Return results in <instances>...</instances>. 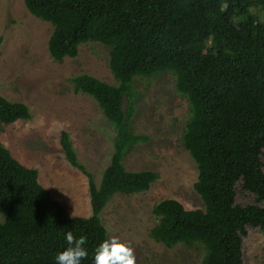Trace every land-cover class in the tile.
<instances>
[{"label":"trees","instance_id":"obj_1","mask_svg":"<svg viewBox=\"0 0 264 264\" xmlns=\"http://www.w3.org/2000/svg\"><path fill=\"white\" fill-rule=\"evenodd\" d=\"M49 22L54 60L77 55L84 43L108 48L116 84L90 74L70 78L73 91L91 96L114 134L108 164L96 183L79 161L70 134H59L65 160L87 178L91 213L69 215L38 181V170L13 157L0 141V264H55L68 247L65 233L85 236L88 257L107 240L100 213L116 193L149 189L155 170H127L124 157L148 140L131 128L133 82L161 72L174 76L188 103L181 142L196 163L193 183L203 208L186 209L174 198L155 202L150 237L167 247L200 246L201 264H244L246 226L264 229V0H23ZM0 37V42H1ZM25 103L0 95L2 124L30 119ZM254 203L235 202V186Z\"/></svg>","mask_w":264,"mask_h":264},{"label":"rangeland","instance_id":"obj_2","mask_svg":"<svg viewBox=\"0 0 264 264\" xmlns=\"http://www.w3.org/2000/svg\"><path fill=\"white\" fill-rule=\"evenodd\" d=\"M52 29L23 0H0V95L25 103L31 115L2 124L0 141L22 164L38 170L39 183L69 215L86 217L91 213L87 178L65 160L59 134L69 132L79 161L98 183L110 159L114 131L91 96L73 91L70 78L87 73L109 84L116 80L108 66V48L100 43H84L76 56L52 59L47 49ZM174 81L170 72L134 79L131 128L148 140L129 150L123 163L127 170H155L159 177L146 191L114 194L100 213L107 239L129 242L136 264H201L203 256L200 246L167 247L149 235L156 222L151 212L155 202L174 198L186 209L203 208L193 188L196 163L181 142L188 103ZM261 160L264 171V147ZM235 190L236 203L255 202L240 182ZM242 258L244 264H264V229L246 226Z\"/></svg>","mask_w":264,"mask_h":264},{"label":"clouds","instance_id":"obj_3","mask_svg":"<svg viewBox=\"0 0 264 264\" xmlns=\"http://www.w3.org/2000/svg\"><path fill=\"white\" fill-rule=\"evenodd\" d=\"M68 247L55 256V264H81L89 255L85 247L87 238L74 237L71 231L65 233ZM94 264H136L134 249L129 242L121 241L119 237L104 240L95 248Z\"/></svg>","mask_w":264,"mask_h":264}]
</instances>
